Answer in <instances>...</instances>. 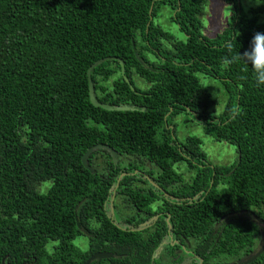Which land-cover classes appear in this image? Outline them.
<instances>
[{"label":"trees","instance_id":"16d2710c","mask_svg":"<svg viewBox=\"0 0 264 264\" xmlns=\"http://www.w3.org/2000/svg\"><path fill=\"white\" fill-rule=\"evenodd\" d=\"M207 1L0 0V264H85L97 253L113 258L90 264H157L166 239L168 258L177 257L173 240H186L204 263L223 264L263 246L264 85L257 87L250 64L226 68L223 60L264 33V0L250 19L245 0H226L233 15L213 39L199 20ZM162 7L183 40L154 24ZM100 60L90 73L97 103L130 111L91 105L87 71ZM156 64L173 67L167 78L144 69ZM130 74L148 88L134 87ZM198 75L223 87L221 114H209L218 103ZM187 111L216 143L235 148L232 164L208 163L196 137L174 140L165 123L175 127ZM97 145L118 159L92 152L91 173L81 160ZM179 163L194 171L189 183ZM142 172L161 192L147 181L136 187ZM117 181L115 197L131 215L116 219L109 200ZM81 237L85 250L73 244ZM251 264H264V252Z\"/></svg>","mask_w":264,"mask_h":264},{"label":"rangeland","instance_id":"374dc122","mask_svg":"<svg viewBox=\"0 0 264 264\" xmlns=\"http://www.w3.org/2000/svg\"><path fill=\"white\" fill-rule=\"evenodd\" d=\"M226 4L230 5L226 2V0H208L205 4L204 9L199 16V20L201 21L203 27L202 34L205 37L209 39L215 38L216 35L220 34L221 31L230 22L229 12L224 6ZM260 5L261 3L256 0H245L244 2H242L243 14L246 16V18H252L253 14L250 13V9L256 8ZM171 15L172 14L169 8L162 7L160 12L156 16V19L154 20V24L159 25L164 32L169 33L174 37V39L183 40V36L180 33L179 28L176 25L172 24L170 21ZM258 23H264V16H258ZM198 79L205 88H208L210 94L213 96V99L218 103L217 106L213 107L209 111V114H221L226 101V95L223 87L221 86L219 81L213 80L209 77L198 75ZM141 87H144V85H141ZM176 121L177 120L175 119L174 122ZM190 126L191 128L189 127L188 130H184L180 134H178L177 137L179 142L182 143L187 138H198L202 143V151L206 154L208 163L213 166H228L236 160L235 148L225 143H216L213 139H211V137L205 134L200 126H197V122H194L193 124L190 123ZM145 168L147 170L155 169V167L149 166L148 164H146ZM174 168L182 176L184 182L187 183L192 180L194 171L189 170L185 163L176 164ZM47 188L48 184H42L39 187V191L44 192ZM114 202L116 204L115 212L119 214V217L123 218L131 215V210H129V208L124 207L126 209L122 210V204L124 203L122 198L117 197L114 199ZM262 243L263 237L261 236L257 241V245H261ZM73 244L79 246L82 250H85L87 247V238H78L73 242ZM227 264L233 263L229 262Z\"/></svg>","mask_w":264,"mask_h":264},{"label":"flooded vegetation","instance_id":"af4514ba","mask_svg":"<svg viewBox=\"0 0 264 264\" xmlns=\"http://www.w3.org/2000/svg\"><path fill=\"white\" fill-rule=\"evenodd\" d=\"M172 23V22H171ZM173 24V23H172ZM159 26V25H158ZM155 53H156V51H155ZM147 55H148V57L149 58H153V55H151V54H148V52H147ZM174 67H178L177 65H174ZM171 68H173V67H170V66H164V65H161V64H156V65H145L144 66V69L145 70H149L151 73L152 72H154L153 74L154 75H156L157 76V78L158 79H165V78H167L168 77V75H166V74H164V72H169L170 70H171ZM171 73V77H173V75H174V73L173 72H170ZM121 75H122V73H121ZM123 76H124V74H123ZM122 76V77H123ZM130 77H131V79H132V82H133V84H134V87H136L137 89H139L140 91H145L147 88H148V86H149V83L145 80V79H143V78H141V77H139V76H137V75H134V74H130ZM124 78V80L127 82V80L125 79V77H123ZM144 85V87H141V85ZM194 118V116L191 114V113H189L188 111L186 112V113H182L181 115H179V116H177L175 119L177 120L176 122H174L175 123V127H173V125H168L167 123H165V128H166V130L168 129L169 130V132H170V134H171V136H173V135H175V137H174V140H178V134H180L182 131H184V130H188L189 129V127L191 128V126H190V123H194L195 121V119H193ZM174 119V120H175ZM200 124V122L199 123H197V126H200L199 125ZM201 127V126H200ZM202 128V127H201ZM207 165H208V163H207ZM187 166V165H186ZM148 171H151V169H148ZM139 177H137V179L136 178H134L136 181L138 180V182H136V187H139L140 189H145V188H147V184H146V181L149 183V181L152 183V184H154L151 180H150V178H148L147 177V175L146 174H144V172H142V173H138L137 174ZM135 182V181H134ZM151 183H149L150 185H151ZM187 183H189V182H187ZM154 185H156V184H154ZM154 188V187H153ZM156 190H158V189H156ZM159 192H161L160 190H158ZM160 196L161 195H158V198H160ZM116 198V197H115ZM114 198V199H115ZM171 200V199H170ZM157 205L159 206V207H162L163 206V203H161V202H158L157 203ZM122 207L124 208V207H127L126 206V204H125V202L122 204ZM122 208V210H125L126 208H124L123 209ZM153 208L154 209H156L157 208V206H156V204L153 206ZM113 214H114V216L113 217H115L116 219L119 217V214H117L116 212H115V210L113 211ZM163 215H166V213L165 212H160L155 218V220H152V221H150L149 220V227L150 226H152L153 224H154V222L159 218V217H161V216H163ZM168 215V214H167ZM166 221H168V218H167V220ZM168 241L169 240H171V238H172V235H171V233H170V231H168ZM167 240V239H166ZM166 240L165 241H163L161 244H160V246H159V248H158V250H157V252H156V256H158V259L159 260H157V264H210V263H204V260L203 259H201L200 257H198L196 254H195V252H194V246H193V243L192 242H189V241H184V242H179V241H177V240H173V242L171 243V247H172V250H173V253H175L176 254V258L175 257H167V255H168V253H166V250H167V247H166ZM171 242V241H170ZM258 251V250H257ZM256 253V252H255ZM254 253V254H255ZM178 257H180L181 258V260H179L180 258H178ZM233 263V264H236V263H238V261L236 260V261H228V262H226L225 264H227V263Z\"/></svg>","mask_w":264,"mask_h":264},{"label":"water","instance_id":"95a60500","mask_svg":"<svg viewBox=\"0 0 264 264\" xmlns=\"http://www.w3.org/2000/svg\"><path fill=\"white\" fill-rule=\"evenodd\" d=\"M151 11H152V7L150 9V13H151ZM132 48H133V46H132ZM112 60H115V59H112ZM104 61L105 60H100V61L94 63L93 66H91L88 69V71H87V80H88V89H89V100H90L91 105L93 107H95V108H101L102 110L109 111V112H112V111H116V112H126V111H130V109L128 107H126V106L113 108V107H111L109 105L97 103V101L95 99V96H94V88H93V85H92V82H91L90 73H91L92 69L95 66H97L98 64H100V63H102ZM119 62H120V64H122L121 61H119ZM121 73H122V76H123V74H124L123 67H121ZM128 85L130 86L129 83H128ZM97 150H106V151H108L111 154L113 160H117L118 159L116 153L111 148H109L108 146L97 145V146H94V147L88 149L86 151V153L83 155L81 161H82V165L84 166V168L86 170H88L89 172H91V173H94V171L92 169H90V167L87 164V161H88V158L90 157V155L92 154V152L97 151ZM149 183H151V182L149 181ZM118 184H119V182L117 181L116 186H115V188L113 189V191L111 193L112 194L111 195V198L109 200V206L111 207V216L112 217L114 216L113 210H112L113 201H114V198H115L116 189L118 188ZM151 186H153L155 189H158L159 190V188L156 185L152 184V183H151ZM165 196L167 197V195H165ZM256 220H257L258 223L261 224V221L259 219H256ZM263 252H264V244H263V246L255 254L248 255L247 257L239 260L238 263H236V264H251ZM111 258H113V257L110 254L97 253V254H94V255L90 256L89 259L86 261L85 264H90L91 262H93L95 260H106V259H111Z\"/></svg>","mask_w":264,"mask_h":264},{"label":"clouds","instance_id":"9594fccd","mask_svg":"<svg viewBox=\"0 0 264 264\" xmlns=\"http://www.w3.org/2000/svg\"><path fill=\"white\" fill-rule=\"evenodd\" d=\"M224 6L228 10L229 18L231 19L233 15L231 5L226 4ZM238 35H234L235 40L236 36ZM226 47L228 48L229 52H231L234 46L231 42H229L227 43ZM236 61H243L247 66L250 64L257 87L264 85V33H254L250 41L249 49L242 53H235L231 59L224 58L223 64L227 68L230 64ZM51 186H54V184L50 185V187Z\"/></svg>","mask_w":264,"mask_h":264}]
</instances>
